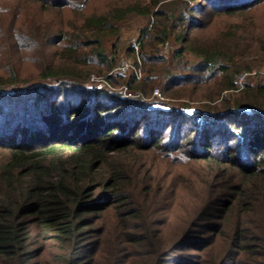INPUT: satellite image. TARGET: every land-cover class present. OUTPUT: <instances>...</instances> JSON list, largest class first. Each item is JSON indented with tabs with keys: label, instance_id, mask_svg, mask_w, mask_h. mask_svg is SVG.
Segmentation results:
<instances>
[{
	"label": "trees",
	"instance_id": "obj_1",
	"mask_svg": "<svg viewBox=\"0 0 264 264\" xmlns=\"http://www.w3.org/2000/svg\"><path fill=\"white\" fill-rule=\"evenodd\" d=\"M240 1L157 0L79 15L53 34L20 31L19 45L38 73L24 77L13 59L0 69V264H97L94 250L109 225L97 224L111 213L119 245L138 248L145 264H193L190 248L200 253L197 264H264V85L240 87L236 80L264 60L245 62L237 31L213 40L199 34L207 18L202 3L234 16L253 7ZM91 2L43 0L81 12ZM131 16L150 20L138 49L126 52L138 72L113 75L119 24ZM51 43L60 48L55 54ZM167 44L175 46L170 56ZM93 73L108 85L82 87ZM158 86L171 100L207 88L202 111L190 115L154 99ZM123 87L134 96L121 93ZM136 151L213 168L203 205L183 233L170 231L173 241L149 230L156 179ZM214 189L220 192L212 195ZM167 200V213L175 212L180 198L172 192ZM213 217L230 228L208 226ZM220 235L222 251L210 262Z\"/></svg>",
	"mask_w": 264,
	"mask_h": 264
},
{
	"label": "rangeland",
	"instance_id": "obj_2",
	"mask_svg": "<svg viewBox=\"0 0 264 264\" xmlns=\"http://www.w3.org/2000/svg\"><path fill=\"white\" fill-rule=\"evenodd\" d=\"M154 1L157 0H92L86 10L81 12L78 9L74 11L73 9L50 8L51 5L43 3V0H0V69L6 66L9 60L13 59L18 67L22 66L24 77L27 75L35 77L37 75L36 73L38 72H35V64L30 60V53H24L19 45V35L24 36L20 31L29 29L43 34L42 29L46 30L47 28L48 32L53 34L61 29V27L70 25V23L74 22L75 17L79 15L89 18L91 15H104L113 9L126 8L130 5L145 7ZM248 1H250V5L253 7H250L251 9H248L244 14L234 16H228L220 12L222 11L220 10V5L210 7L208 6L209 4L202 3L199 6V11L202 13L201 9L206 8L204 15L207 18L204 23V30L200 31L199 34L205 40H213L219 36L224 37V35L232 31H237L238 36L236 39L238 38V41L236 43L240 44L239 51L240 53L244 52L245 55L247 53L248 56H243V59H246L245 62L253 63L255 60H264V52H261L264 51V0H241L240 3L243 5V3H247ZM235 2H238V0H235ZM202 18L200 16V19ZM149 23L148 17L131 16L119 24L121 40L116 44L121 52L117 58L119 65L112 72L113 75L129 77L134 71L138 72L134 58L128 56L126 52L130 47L138 49L142 31ZM240 26L247 31L243 35V38H241L242 32H239L243 30ZM49 42L53 41L50 40ZM173 47L175 46L167 44L164 48L165 54L170 56ZM31 48L33 47L31 46ZM58 49L60 48H57L52 43L50 44V52L53 54L57 53ZM35 50V48L32 49L33 52ZM33 52L31 53L32 56ZM256 63L258 64L256 66L253 65L251 73L242 72L237 75L236 80L240 84V87H244L246 84H253L255 86L264 85V62L256 61ZM103 77L97 73H93L82 87L90 90L104 88L108 83L105 82ZM203 91L195 97L192 92H189L190 94H187L183 99L171 100L162 95L161 87L158 86L154 89L153 98L160 102L173 103L175 104L174 107L185 110L187 114L191 115L194 112L202 111V105L205 102L201 95L207 94L205 92L207 88L203 89ZM120 92L127 97L134 96L124 87ZM223 95L225 96L226 93ZM186 103L190 104L189 108L185 107ZM136 153L140 161L148 166L146 169L150 168V171L154 173L156 179L153 189L155 194L151 195V200L148 202L151 214L150 218H148L149 230L153 232L158 231L159 237H162L166 241L169 235H171L170 231L177 233V236L193 223V219L198 212V207L203 205V197L208 189L206 173L207 171L211 172L213 168L205 162L191 165L182 164L161 154L159 151H136ZM2 157L4 156L1 152L0 158ZM205 175L206 177H204ZM172 192H175L180 200L177 201L178 205L175 207V209H178L168 214L166 206L167 204L172 205V201L167 199ZM218 192H220L219 189H214V191L212 190V195ZM229 193V196L234 194L233 191H229ZM159 194H162L163 197L165 196L162 201L160 200L161 198L157 197ZM117 221L115 214L111 213L103 216L100 220L101 225L97 224L98 228L102 227L105 222L109 224L105 234L98 240L100 243L97 250H94V254L98 258L97 264H113V261L116 259H119L120 264H145L143 259L137 256L139 254L136 251L138 248L130 250L127 247L124 248L119 245L122 244V238L120 239L121 231ZM221 221L218 223V220L213 217L207 225H218L220 227L223 225L228 230L230 226L226 225L224 220ZM139 224L141 225V223ZM201 233L202 229L198 232V236ZM176 236L169 238L168 241H173ZM215 242L211 253L207 255V259L210 262L216 260L222 251L224 242L222 235L218 236ZM186 253L195 254L192 263L197 264L196 259L200 255L199 251L190 248Z\"/></svg>",
	"mask_w": 264,
	"mask_h": 264
}]
</instances>
